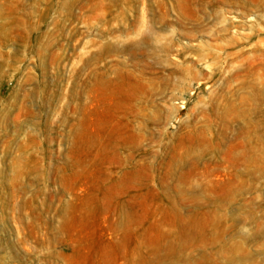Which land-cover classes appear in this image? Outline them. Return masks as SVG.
I'll use <instances>...</instances> for the list:
<instances>
[{
	"label": "rangeland",
	"instance_id": "rangeland-1",
	"mask_svg": "<svg viewBox=\"0 0 264 264\" xmlns=\"http://www.w3.org/2000/svg\"><path fill=\"white\" fill-rule=\"evenodd\" d=\"M0 264H264V0H0Z\"/></svg>",
	"mask_w": 264,
	"mask_h": 264
}]
</instances>
